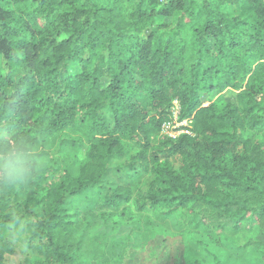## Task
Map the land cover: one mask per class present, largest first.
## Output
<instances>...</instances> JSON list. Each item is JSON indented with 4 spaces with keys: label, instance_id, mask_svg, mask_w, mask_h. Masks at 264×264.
Returning <instances> with one entry per match:
<instances>
[{
    "label": "trees",
    "instance_id": "16d2710c",
    "mask_svg": "<svg viewBox=\"0 0 264 264\" xmlns=\"http://www.w3.org/2000/svg\"><path fill=\"white\" fill-rule=\"evenodd\" d=\"M174 100L188 133L170 138ZM8 148L31 174L0 186V264H80L97 228L123 260L157 235L183 244L122 231L127 205L241 232L264 264V0H0ZM115 158L135 189L105 180ZM21 221L34 260L7 237Z\"/></svg>",
    "mask_w": 264,
    "mask_h": 264
},
{
    "label": "rangeland",
    "instance_id": "374dc122",
    "mask_svg": "<svg viewBox=\"0 0 264 264\" xmlns=\"http://www.w3.org/2000/svg\"><path fill=\"white\" fill-rule=\"evenodd\" d=\"M230 96H228L229 99H231ZM107 117L111 118L108 114ZM171 123L170 129L175 130L178 123ZM79 156L83 157V151ZM124 161L125 159H113L105 180L113 185L127 183L135 189L140 179L127 180V170L119 169ZM123 209L125 215L117 216V220L123 226L122 231L132 230L144 236L145 225L148 222L156 230H163L170 235L180 234L184 245L178 237L157 235L145 248L129 250L123 260V255L119 254L123 243L119 241L118 236H115L112 231L109 232V229L97 228L91 231L93 233L80 256V264H112V260L117 257L118 260L121 258L122 264H191L196 258L203 259L207 264H214V256L226 259L228 264H263L258 255L246 244L245 236L241 232L233 233L227 230L221 234L208 233L201 227L188 225L186 212L179 209L169 215L160 212L140 213L132 205H127ZM130 215L133 216L132 219H129ZM29 232L28 223L21 221L17 228L7 232V237L20 253L21 258L34 260L37 254L26 246Z\"/></svg>",
    "mask_w": 264,
    "mask_h": 264
},
{
    "label": "clouds",
    "instance_id": "9594fccd",
    "mask_svg": "<svg viewBox=\"0 0 264 264\" xmlns=\"http://www.w3.org/2000/svg\"><path fill=\"white\" fill-rule=\"evenodd\" d=\"M26 157L22 152L12 148L0 152V186L4 183L12 184L31 174L27 167Z\"/></svg>",
    "mask_w": 264,
    "mask_h": 264
},
{
    "label": "built area",
    "instance_id": "2783aa9c",
    "mask_svg": "<svg viewBox=\"0 0 264 264\" xmlns=\"http://www.w3.org/2000/svg\"><path fill=\"white\" fill-rule=\"evenodd\" d=\"M171 113H172V121L171 122H176L178 123V127L175 128V130H171L170 128L172 127L171 122L164 123L161 126V133L166 135L167 137L170 138H175L177 135L181 133H188L187 130L183 129L182 127L186 125L185 121H178V115H179V106L176 100L173 101V106L171 108Z\"/></svg>",
    "mask_w": 264,
    "mask_h": 264
}]
</instances>
